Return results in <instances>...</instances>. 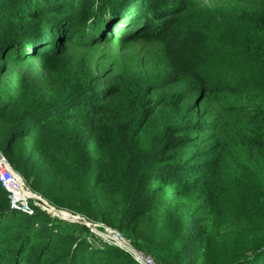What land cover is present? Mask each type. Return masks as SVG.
Masks as SVG:
<instances>
[{
  "label": "trees",
  "instance_id": "16d2710c",
  "mask_svg": "<svg viewBox=\"0 0 264 264\" xmlns=\"http://www.w3.org/2000/svg\"><path fill=\"white\" fill-rule=\"evenodd\" d=\"M0 150L165 264H264V0H0ZM94 236L0 186V264H139Z\"/></svg>",
  "mask_w": 264,
  "mask_h": 264
},
{
  "label": "built area",
  "instance_id": "2783aa9c",
  "mask_svg": "<svg viewBox=\"0 0 264 264\" xmlns=\"http://www.w3.org/2000/svg\"><path fill=\"white\" fill-rule=\"evenodd\" d=\"M0 186L2 190L8 195V197L11 199V206L13 210L21 211L24 213H33V208H39L41 210H46L47 213L51 216H55L58 219L63 220L62 217L68 218L69 220H78L80 219L79 216H69L62 212H57L54 207L49 205L46 201L39 199V196L33 195L32 192L26 188V182L22 178V176L16 172L12 166L10 165L8 159L6 156L2 153L0 150ZM27 192L32 193L33 196H27ZM81 220V219H80ZM65 221V220H64ZM74 222V221H73ZM87 228L91 230L93 234L94 228L91 226V224L85 223L83 224ZM104 236L105 239H108L106 242L110 245L117 246L124 251L130 253L133 258L139 263V264H156L154 259L150 257H146L132 249L131 243L126 241L121 233L107 229Z\"/></svg>",
  "mask_w": 264,
  "mask_h": 264
},
{
  "label": "rangeland",
  "instance_id": "374dc122",
  "mask_svg": "<svg viewBox=\"0 0 264 264\" xmlns=\"http://www.w3.org/2000/svg\"><path fill=\"white\" fill-rule=\"evenodd\" d=\"M116 44H117V42H114V47H116ZM13 159L14 160H16V155H14V157H13ZM19 172H20V170H18ZM17 171V172H18ZM259 186H264L263 184H260ZM262 187H258V190L260 191H258V193L259 194H261V193H263V191H262ZM26 188H28V190L30 191V192H32L33 194H35V195H37V196H39V197H41L44 201H46L49 205H51L52 207H54L55 209H56V211L57 210H60L62 213H64V214H66V216H67V213H65V212H68L70 215H72V216H79V218H83V220L85 221H82V220H80V219H78V220H69L68 218H65V217H62L63 218V220H61V221H63V222H65L66 224H72V225H83V224H85V223H88V224H91V226L94 228V232H95V236H94V238H91V237H88V241H90V243H92V244H94V246H96V248H98V249H102L103 247H104V245H105V243H106V241L108 240V239H105L106 237L104 236V234H105V232H106V230L107 229H111V230H114V231H120V230H118V229H112V227H110V226H108L107 224H104V223H101V222H89L86 218H84L82 215H80V214H74V213H72V212H70V211H68V210H66V209H58V208H56V206H55V204L52 202V201H50L48 198H46V196L44 195V194H42V193H40V192H36V191H34L27 183H26ZM30 192H27V193H29L31 196H33L32 195V193H30ZM42 212H45L47 215H49V213H47V211L46 210H42ZM58 212V211H57ZM49 216H51V215H49ZM53 217V216H52ZM55 217V216H54ZM53 217V218H54ZM55 218H57V217H55ZM58 219V218H57ZM65 220V221H64ZM74 221V222H73ZM184 226H186L182 221H180V220H177L174 224H173V229H175V230H178V231H182V228L184 227ZM120 233V232H119ZM139 234V233H138ZM246 238H247V234L246 233H241V234H230V235H227L226 237H225V239H224V246H225V248L226 249H230L231 247H233V246H235V245H240V244H242L244 241H246ZM125 239V238H124ZM106 240V241H105ZM127 242H128V240L127 239H125ZM141 243L142 242H145V243H147L148 244V242L146 241V240H144L143 238H142V235H140L139 234V239H138ZM130 242V241H129ZM132 245V249L134 250V251H136V252H138V253H140V254H142V255H144V256H146V257H150V258H152V259H154V261H155V263L156 264H165L164 263V260L163 259H159V258H157L155 255H153L152 254V250L149 248V247H146V246H143L142 244H141V246H139L138 244H134V242H133V244H131ZM173 250V252H178V249H176V248H174V249H172ZM180 252V251H179ZM177 262H179V260L177 259ZM179 264H181V262H179ZM186 264V263H185Z\"/></svg>",
  "mask_w": 264,
  "mask_h": 264
},
{
  "label": "water",
  "instance_id": "95a60500",
  "mask_svg": "<svg viewBox=\"0 0 264 264\" xmlns=\"http://www.w3.org/2000/svg\"><path fill=\"white\" fill-rule=\"evenodd\" d=\"M33 195L35 196V194H33ZM39 199L42 200L40 197H39ZM57 211H58V212H61L60 210H57ZM65 213H67V215L71 216L68 212H65ZM80 219H81L82 221H84L83 218H80ZM84 222H85V221H84Z\"/></svg>",
  "mask_w": 264,
  "mask_h": 264
}]
</instances>
